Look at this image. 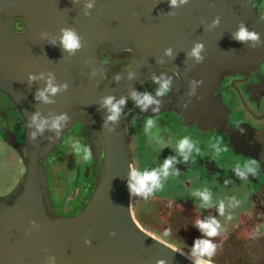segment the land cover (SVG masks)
I'll list each match as a JSON object with an SVG mask.
<instances>
[{
	"label": "water",
	"instance_id": "obj_1",
	"mask_svg": "<svg viewBox=\"0 0 264 264\" xmlns=\"http://www.w3.org/2000/svg\"><path fill=\"white\" fill-rule=\"evenodd\" d=\"M88 2L0 0V89L27 121L25 159L21 153L25 171L0 196V264H194L136 220L127 186L132 157L126 128L120 116L105 123L110 113L103 99L111 96L115 103L125 98L139 71L165 65L183 81L178 87L170 76L169 101L188 120L215 127L223 123L227 108L212 93L222 74L249 72L260 64L264 20L252 0H187L177 7L170 0H93L91 9ZM16 18L25 20L20 30L13 27ZM241 25L258 39L236 40ZM63 29L80 38L74 53L61 46ZM196 43L203 44L200 61L190 55ZM103 45L137 57L111 82L104 79L105 64L98 54ZM30 75L35 79L29 80ZM49 76L57 86L67 87L45 103L36 94ZM16 83L29 90L32 102ZM35 113L49 122L60 114L68 119L58 131L46 127L31 138L36 129L29 121ZM80 117L94 146V186L79 212L53 215L45 157Z\"/></svg>",
	"mask_w": 264,
	"mask_h": 264
},
{
	"label": "flooded vegetation",
	"instance_id": "obj_2",
	"mask_svg": "<svg viewBox=\"0 0 264 264\" xmlns=\"http://www.w3.org/2000/svg\"><path fill=\"white\" fill-rule=\"evenodd\" d=\"M252 3L256 13L264 20V0H252ZM18 25H25V20L16 18L13 21L14 29L20 30L22 28ZM98 54L102 58V63L105 64L104 79L107 82H111L114 74L118 70L131 66L137 58L134 52L130 50H116L111 45L101 46L98 50ZM139 72V76L134 85L125 95L127 99L126 103L123 105L124 111L122 115L120 114L126 128V134L133 121H143L147 117L154 119L168 112L178 119L180 125H194L200 131H216V133L221 134L222 137H226L227 146L249 155L257 162L258 170L264 174V58L255 69L249 72L236 71L222 74L219 86L213 91L212 97H221L227 108V114L223 123L211 128L203 127L195 120H188L186 116L177 110L173 102L169 101L173 97V90L170 82L169 91L166 95H156L158 84L153 82V76L163 77L169 81L170 76L173 75L177 86L182 87V79L172 68L161 65L156 70L146 69ZM16 85L32 102L33 97L29 90L19 83H16ZM132 90H135L137 93H147L152 96L157 103L150 104L147 108L141 110L129 96ZM81 109L87 112L85 109ZM144 125L145 124L141 125V131H144ZM26 127L27 121L23 117L20 109L14 104L10 96L4 90L0 89V142L5 144L13 156L17 155L23 164H25V162L21 153L24 159L27 156L25 151L26 142L24 139ZM73 127H76L78 140L88 146L92 152L93 168L95 172L96 162L94 157V146L89 141L88 127L84 124L83 117L78 118L65 134H69ZM153 130L154 128L151 132ZM65 134H63V136H65ZM128 143L133 167L136 166L133 163L135 153L131 149L129 140ZM52 150L45 157L46 170L52 165L48 163L49 160L47 162V158ZM203 167L208 170L209 175L214 172V168L208 163H203ZM175 169L179 171L191 169V167L183 163H176ZM251 181L256 184L257 189L252 192L249 204H245L238 210L235 209L225 212V216H220L217 213L218 209L217 207L214 208V204L212 207L202 208L195 206L198 204H176L157 194L144 200L143 204H149L147 210L151 212L157 208V204L167 205L169 217L171 215L178 216L180 218L178 221L184 220V222L193 229L196 228L194 226V220L196 218L206 219L208 217H215L222 226L219 234L214 237L216 250L224 251V248H226L225 251H227L228 254L237 253L235 256L239 255L240 261L242 260V263H246L247 260H251V256H254L252 253L258 256L260 251L264 250V181L258 182L257 179H251ZM49 193L52 200L53 215L68 216L75 214V212L66 214L58 209V204H56L51 195L50 186ZM227 215H232L233 218L228 220L226 219ZM172 219L175 221L176 217ZM189 232L191 233V231ZM200 234L202 233L200 232ZM225 244L226 247L224 246ZM257 245L258 247H256ZM258 248H260V251Z\"/></svg>",
	"mask_w": 264,
	"mask_h": 264
},
{
	"label": "rangeland",
	"instance_id": "obj_3",
	"mask_svg": "<svg viewBox=\"0 0 264 264\" xmlns=\"http://www.w3.org/2000/svg\"><path fill=\"white\" fill-rule=\"evenodd\" d=\"M147 119H152L155 122L154 130L148 134L140 129ZM75 128L73 127L69 134L63 136L62 141L47 158V162L49 160L48 163L52 164L47 170L51 195L58 204V209L66 214L71 211L79 212L83 208V203L88 200L86 198L87 191L91 189L95 176L93 161L85 164L74 155L70 144L66 143L67 138L78 140ZM127 136L131 149L135 153L133 163L138 168L158 167L165 158L170 156H175L177 163L191 167V169L176 170L177 175L170 176L164 182V189L155 193V195L157 194L176 204H199L200 201L192 196L191 192L206 187L212 193L214 208H216V201L224 199L225 212L238 210L245 204H249L252 192L257 189L256 184L251 179H257L258 182L264 181V174L258 168L254 175L248 174L246 181H241L235 175L232 167L237 161L243 162L253 159L249 155L227 146L226 137H222L216 131H200L194 125H180L178 119L168 112L154 119L147 117L143 121H133L127 130ZM183 136H189L200 149V152L193 153L187 162H184L175 151L177 140ZM214 144L226 150L216 156ZM203 163H208L214 168L211 175L203 167ZM24 171L25 164L22 163L21 159L17 155L13 156L5 144L0 142V196L7 194L17 185ZM77 173L80 176L88 177L89 185L87 187H76V183L72 187V181ZM232 196L240 201L239 205L230 206L228 197ZM68 197L71 198L70 204L65 203ZM144 200L132 196V211L135 216V211L139 210L144 224L149 228L145 229L156 237L189 254H191V248L196 239L206 238L200 234L197 228L193 229L184 220L178 221L180 219L178 216L171 215L169 217L167 205L157 204V208L151 212L147 210L149 204H143ZM174 217H176L175 221L172 219ZM166 228L170 229V236L165 238L162 233ZM213 242L216 243L214 238ZM224 246L226 247V244ZM225 250L226 248L224 251L216 250L211 257V264H264V250H259V257L252 253L254 256H251V260H247L246 263L240 261L239 255L235 256L237 253L228 254Z\"/></svg>",
	"mask_w": 264,
	"mask_h": 264
},
{
	"label": "clouds",
	"instance_id": "obj_4",
	"mask_svg": "<svg viewBox=\"0 0 264 264\" xmlns=\"http://www.w3.org/2000/svg\"><path fill=\"white\" fill-rule=\"evenodd\" d=\"M184 3H187V0H170V4L172 7H177ZM86 7L91 9L93 7V0H89ZM213 23H218V20L214 21ZM234 38L241 42L249 40L255 41L258 39L255 33L248 31L243 25H241L239 30L234 34ZM52 43L54 44L55 40H53ZM60 43L63 49L70 54L74 53L81 47L80 38L72 29L62 30ZM202 50L203 44L196 43L191 49L190 55L200 61L203 59L200 56ZM166 54L171 55V50L167 49ZM32 79H35V77L30 75L29 80ZM53 80L54 78L52 76H49L46 81L45 87L41 90H38L36 94L37 99L45 103H51L52 101L49 99V97L54 96L58 91H60L61 87H67L66 84L63 86H57L56 84H54ZM152 80L154 83L158 84V88L156 89L157 96H164L168 93L169 81L167 79H164L163 77L153 76ZM129 96L132 98L135 104L141 108V110H144L150 104L157 103V101H155L153 97L148 95L147 93H137L135 90H132L130 91ZM113 99L114 98L111 96L103 99V106H105L110 113L105 118L106 124L108 121L115 122L119 118L121 111L120 106L126 103L127 98H122L115 103L113 102ZM67 119L68 117L66 114H60L52 119L51 122H49L47 119L41 118L38 113L32 114L29 121V127L34 126L36 131L31 133V138H35L37 133H42L46 127L50 130L58 131L62 127V125L67 122ZM154 126V121L152 119H147L144 125V132L146 134L150 133ZM152 135L154 136V133H152ZM66 142L70 144L71 151L74 153V155L82 160L85 164L92 161V152L90 148L80 140H72L71 138H67ZM213 147L215 148L214 154L216 156H219L222 151L226 150L221 149L215 144L213 145ZM175 151L179 154L184 162H187L189 161L192 154L199 153L200 149L198 146H196L195 142L189 136H183L177 140L175 144ZM176 163V157L170 156L165 158L162 164L155 168L149 169L147 167H131L129 170V178L127 181L130 195L147 200L155 193L162 191L165 185L164 182L168 180L170 176L177 175V171L174 167ZM232 168L235 175L241 181H246L248 174L254 175L256 173L258 165L255 160L248 159L243 162L237 161ZM191 195L198 198V200L200 201V203L195 206H198L199 208L213 206L214 201L212 193L208 190V188L205 187L202 189H195L191 192ZM228 200L230 201V206H237L240 203V201L236 200L234 196L228 197ZM215 206L218 209L219 215L225 216L224 199L216 201ZM232 218V215L226 216V219L228 220H231ZM194 226L203 234L204 237H206L196 239L192 245L191 254L194 258V264H211V257L215 254L216 251V244L211 238H214L219 234L222 226L215 217H208L206 219L196 218L194 220ZM110 235H114V233H110ZM162 235L165 238L170 236V229L166 228L163 231ZM84 242L85 244L91 243L88 240H85ZM158 264H163V262H158Z\"/></svg>",
	"mask_w": 264,
	"mask_h": 264
},
{
	"label": "trees",
	"instance_id": "obj_5",
	"mask_svg": "<svg viewBox=\"0 0 264 264\" xmlns=\"http://www.w3.org/2000/svg\"><path fill=\"white\" fill-rule=\"evenodd\" d=\"M67 143V142H66ZM75 183H76V187H79V188H82V187H87L88 185H89V183H88V177L87 176H80L79 174H76V176H74V180L72 181V187H74V185H75ZM94 186V177H93V183L91 184V189H89V191H87V196H86V198L88 199L89 198V195L91 194V191H92V187ZM71 198L70 197H68L67 199H66V204H70L71 203ZM84 204L85 203H83V205L82 206H84ZM71 210V209H70ZM69 210V211H70ZM73 212H75L76 213V211H71L70 213H73ZM78 212V211H77ZM135 217H136V220L140 223V225L142 226V227H144V228H148L147 226H146V224H144V222H143V220H142V217H141V215H140V212H139V210H136L135 211ZM149 229V228H148Z\"/></svg>",
	"mask_w": 264,
	"mask_h": 264
},
{
	"label": "bare ground",
	"instance_id": "obj_6",
	"mask_svg": "<svg viewBox=\"0 0 264 264\" xmlns=\"http://www.w3.org/2000/svg\"><path fill=\"white\" fill-rule=\"evenodd\" d=\"M183 253H185V252H183ZM185 254L187 255V253H185ZM187 256L190 257L194 261L193 257H191L190 255H187Z\"/></svg>",
	"mask_w": 264,
	"mask_h": 264
},
{
	"label": "crops",
	"instance_id": "obj_7",
	"mask_svg": "<svg viewBox=\"0 0 264 264\" xmlns=\"http://www.w3.org/2000/svg\"><path fill=\"white\" fill-rule=\"evenodd\" d=\"M217 213H218V211H217ZM218 214H219V213H218ZM218 214H217V215H218ZM206 217H207V216H206ZM224 224H226V223H224Z\"/></svg>",
	"mask_w": 264,
	"mask_h": 264
}]
</instances>
